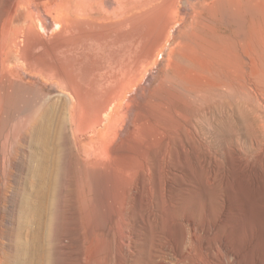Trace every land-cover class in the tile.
Segmentation results:
<instances>
[{"label":"rangeland","instance_id":"1","mask_svg":"<svg viewBox=\"0 0 264 264\" xmlns=\"http://www.w3.org/2000/svg\"><path fill=\"white\" fill-rule=\"evenodd\" d=\"M120 1L125 11L103 14ZM133 1L0 0V264H264V106L255 96L264 99V73L250 75L257 88L235 86L216 97L203 92L201 105L178 106L181 116L164 141L150 146L141 123L149 92L163 77H175L173 36L194 31L195 14L209 15L222 0H179L176 24L131 81L146 45L137 34L126 42L106 75L127 84L97 123V107L80 116L74 93L33 62L43 44L71 27L138 17L169 0ZM255 38L233 44L235 59L242 50L264 64V36ZM58 49L47 51L54 56ZM46 120L58 146L50 140L46 159L51 167L60 160L56 205L45 209L40 229L30 222L23 231L30 155L43 161L46 150L33 146L31 130Z\"/></svg>","mask_w":264,"mask_h":264},{"label":"bare ground","instance_id":"2","mask_svg":"<svg viewBox=\"0 0 264 264\" xmlns=\"http://www.w3.org/2000/svg\"><path fill=\"white\" fill-rule=\"evenodd\" d=\"M135 1L139 2V0ZM135 1L131 4H134ZM178 1L169 0L166 4L155 7L138 17L111 21L104 25L102 23L101 25H95V27L91 26L92 22L83 20L90 24L83 23V26L71 27L66 30L68 33L64 31L62 35L55 39L53 37L54 40L50 43L51 46L59 47L67 44L70 49L66 56H57L52 61V65H54L53 69L56 75L61 80L66 81L63 84L65 83L67 88L74 93V102L80 116H85V111L90 107H97L98 110L93 123L100 121V115L105 106L107 107L119 94L122 84H127V82L117 77L107 80V71L113 67L108 62L110 60L116 61L118 59L115 55L116 52L124 53L127 49L125 43L137 34L138 43L142 44L144 42L146 48L142 53L141 63L138 64L134 74L132 73L133 76L131 74L129 80L131 81L141 71L145 57H151L153 51L155 52L167 39L169 28L176 24L179 18ZM212 8L213 11L209 15H199L197 17V14H195L194 17L199 22L194 31L183 37L173 36L171 40L172 42L177 39L176 49L179 48V57L172 60L170 64L175 77H163L161 85L149 92V102L141 119L142 125H145V135L150 146L159 140L164 141L168 128L173 123H177V118L181 116L178 106L188 101L192 104L201 105L204 101L203 92L205 95L216 97L220 93L229 94L235 86L242 92L257 88L254 83L252 84L250 75H253L255 79L256 77L261 79L260 75L264 73L263 62L257 60L252 63L242 50L240 58L238 56L239 60H237L233 49L235 42V44L242 47L247 42L246 40L256 37L255 39L258 42L259 38L264 36V3L255 6L248 1L242 3L238 0H222L214 3ZM125 9L126 4L124 5L120 1L116 6L109 7L104 13L103 10H100L102 11L100 13L107 16L115 15L116 17ZM252 35L255 37L253 38ZM93 46L99 47L91 48ZM117 68L119 67L117 66ZM237 70L243 76V80L239 82L234 78ZM93 76L95 79L92 78ZM148 80L146 82L150 85ZM94 82H98L99 85H93ZM169 82H172V85H169ZM145 89L146 91L149 90L147 87H144ZM95 92L101 94L96 95ZM255 96L264 106L262 94L255 92ZM49 128L46 120L41 124H34L31 130L33 146L39 142L43 147H46V150L44 151V162L36 159V154L31 153L30 155L33 162L29 167L30 178L28 180L30 179V181L26 182V187L23 188V231L30 222H35L40 229V225L45 222V212L47 213L45 209H52L56 205L55 193L59 189L60 160L56 156L57 158L52 160L53 167H51V164H48L50 158L46 159L49 152L52 154L51 151H48L50 149L47 150L51 140ZM36 136L39 139L36 140ZM169 141H171L170 138ZM55 145L57 146V144H53V146ZM57 149L55 150L56 153H58ZM50 219L47 223H51L52 216ZM39 232L37 228L34 235L36 233L39 235ZM30 248L31 246L28 249L30 250Z\"/></svg>","mask_w":264,"mask_h":264},{"label":"crops","instance_id":"3","mask_svg":"<svg viewBox=\"0 0 264 264\" xmlns=\"http://www.w3.org/2000/svg\"><path fill=\"white\" fill-rule=\"evenodd\" d=\"M67 32V31H66ZM63 33V32H62ZM61 33V34H62ZM68 33V32H67ZM34 41V39H33ZM35 42H37V44H41L40 42V38H35ZM34 42V44H35ZM44 42V41H43ZM52 42V41H51ZM51 42L47 43V44H43L45 45L46 47L42 48L43 50H41V52L43 53H39V54H35L33 56V62L36 63V68H40L42 72H44L45 74H49L51 75V77H54V78H57V81H60V82H66L65 80H61L57 75H56V72L54 71L53 69V66L52 65V61L55 60V58L57 56H66L68 53H69V47L67 46V44L65 45H62V46H57L58 49V53L54 56H50L48 51L51 49V48H54L56 46H51ZM67 49V50H66ZM48 50V51H47ZM40 51V50H39ZM50 52V51H49Z\"/></svg>","mask_w":264,"mask_h":264}]
</instances>
